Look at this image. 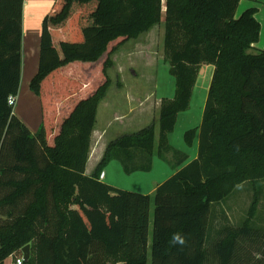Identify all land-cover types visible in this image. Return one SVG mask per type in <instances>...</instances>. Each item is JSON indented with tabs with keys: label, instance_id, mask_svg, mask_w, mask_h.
<instances>
[{
	"label": "trees",
	"instance_id": "trees-1",
	"mask_svg": "<svg viewBox=\"0 0 264 264\" xmlns=\"http://www.w3.org/2000/svg\"><path fill=\"white\" fill-rule=\"evenodd\" d=\"M240 1L55 0L29 86L42 111L33 133L8 101L21 84L24 0H0V264L19 258L27 244L22 264H148L152 196L101 175L113 160L126 173L150 170L155 155L178 161L182 152L169 135L190 109L203 64L214 71L202 121L185 132L189 146L198 134V154L180 159L154 191L151 264H206L213 204L248 182L253 195L242 224L225 226L213 246L218 264H233L240 240L254 232L264 180V49L253 47L261 23L255 7L236 16ZM161 22L175 93L161 101L158 140L155 122L123 133L88 175L113 55ZM137 152L145 163L135 164ZM174 233L186 243L173 245Z\"/></svg>",
	"mask_w": 264,
	"mask_h": 264
},
{
	"label": "rangeland",
	"instance_id": "rangeland-1",
	"mask_svg": "<svg viewBox=\"0 0 264 264\" xmlns=\"http://www.w3.org/2000/svg\"><path fill=\"white\" fill-rule=\"evenodd\" d=\"M50 1L30 0V2L41 3L43 6L49 4L53 6L55 0H52V3ZM163 42L164 22H161L139 39L131 40L122 45L118 52L113 55L114 64L108 71L112 83L107 96L99 105L97 128L92 135L91 152L95 150V155L102 139L103 143L107 145L121 134L136 132L152 122L156 124V140H158V116L161 101L165 97L172 98L175 93V78L170 74L169 64L165 61ZM211 69L212 65L209 64H203L200 67L190 109L179 114L175 130L169 135V142L172 147L182 152L178 161L172 162L175 159V154L170 151L167 157L172 163H168L155 155L151 158L152 167L148 171L138 170L126 173L122 162L113 160L102 173V181L109 185L152 196L148 264H151L150 243L152 242L155 209L154 191L159 184L174 174V168L180 159L187 155L185 161L187 162L194 159L198 154L199 136L195 138L193 145L189 146L185 141V132L197 127L202 121L209 80H211V78L209 79ZM77 73L80 74L81 71L77 70ZM65 74L68 75V72ZM29 92L32 101H30V97H27ZM35 102H38L37 107L36 105L32 107ZM26 106L30 112L28 114V116L30 115L29 124L35 128L33 133H36L42 122L41 101L28 85L20 87L15 110H23ZM18 116L20 117L19 114ZM22 121L27 125L24 119ZM136 154V165L146 162L141 152ZM95 155L90 163L94 160ZM260 184L262 186L261 200L253 223L254 232L248 238L240 240L233 264H264V180ZM252 195L253 186L247 182L238 186L226 200L219 202V204H213L207 243L209 258L206 264H218L213 252L214 241L220 237L221 230L225 226H240L242 224ZM0 219L4 220L5 215L0 216ZM10 261L12 260L7 258L4 264H10Z\"/></svg>",
	"mask_w": 264,
	"mask_h": 264
},
{
	"label": "crops",
	"instance_id": "crops-1",
	"mask_svg": "<svg viewBox=\"0 0 264 264\" xmlns=\"http://www.w3.org/2000/svg\"><path fill=\"white\" fill-rule=\"evenodd\" d=\"M50 2L52 3V0ZM51 5L52 4L43 6L41 5V3L30 2V0H24L23 39H22L23 62H22L20 87L27 86V85L30 86L31 79L38 71L39 60H40V39H41L42 23H43L44 17L50 11L49 8L50 7L52 8ZM250 7L257 8L256 17L261 23L260 40L253 46L254 51H255L258 49H264V0H241L237 8L236 16H239L244 10ZM213 71H214V67L212 66L209 79L212 78ZM209 81L211 82V80ZM18 96H19V93L17 95V99H18ZM27 97L28 98L30 97L29 98L30 101L33 100L31 99L30 92L29 94L27 93ZM35 105L37 107L38 102H35V104L32 105V107L33 106L35 107ZM15 113L17 115L19 114L20 117L22 116L21 118L25 120V122L29 126L30 130H32V132L35 130V128H33L31 124H29L30 115L28 116V114L30 112L28 111L27 106L23 110H18V111L15 110ZM96 128H97V125H96ZM96 128L94 131H96ZM105 148H106V145L103 143V139H102L100 141V144L98 146V151L92 163H90V161L88 160L87 167H86V174L88 175L92 174L95 166L101 159ZM101 180H102V175H101ZM10 264H13L12 261H10Z\"/></svg>",
	"mask_w": 264,
	"mask_h": 264
},
{
	"label": "built area",
	"instance_id": "built-area-1",
	"mask_svg": "<svg viewBox=\"0 0 264 264\" xmlns=\"http://www.w3.org/2000/svg\"><path fill=\"white\" fill-rule=\"evenodd\" d=\"M8 101H9L10 104H15L16 105L17 96H15V95L9 96ZM23 256H24V254L21 255L19 258L18 257L16 258L14 255H11L10 258H11L13 264H22L23 261H24V257Z\"/></svg>",
	"mask_w": 264,
	"mask_h": 264
},
{
	"label": "clouds",
	"instance_id": "clouds-1",
	"mask_svg": "<svg viewBox=\"0 0 264 264\" xmlns=\"http://www.w3.org/2000/svg\"><path fill=\"white\" fill-rule=\"evenodd\" d=\"M171 243L173 245H184L186 243V239L180 233H174L172 235Z\"/></svg>",
	"mask_w": 264,
	"mask_h": 264
},
{
	"label": "water",
	"instance_id": "water-1",
	"mask_svg": "<svg viewBox=\"0 0 264 264\" xmlns=\"http://www.w3.org/2000/svg\"><path fill=\"white\" fill-rule=\"evenodd\" d=\"M30 247H31V245L30 244H27L23 249H22V251H23V253H24V259L25 260H27V259H29V257H30Z\"/></svg>",
	"mask_w": 264,
	"mask_h": 264
}]
</instances>
